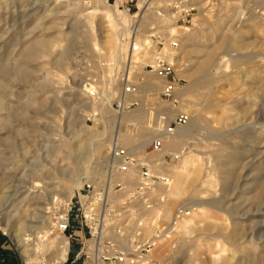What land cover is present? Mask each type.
Returning <instances> with one entry per match:
<instances>
[{"label": "rangeland", "instance_id": "1", "mask_svg": "<svg viewBox=\"0 0 264 264\" xmlns=\"http://www.w3.org/2000/svg\"><path fill=\"white\" fill-rule=\"evenodd\" d=\"M6 1L0 66L16 65L30 47L37 51L25 78L2 81L11 116L0 128V240L13 264H28L25 248L54 235L57 249L68 245L61 264H72L85 231H74L76 219L61 230L56 217L88 190L101 192L107 207L100 230L116 250L143 248L139 264H264V93L247 75L252 70L264 88V0ZM234 32L253 47L244 53L222 42ZM132 48L142 51L132 56ZM222 50L235 56L226 60ZM161 53L172 65L167 78L151 67ZM168 80L178 82L175 95L162 93ZM178 114L188 116L182 125L193 126L191 134L166 148L170 137L159 136L160 125L174 126ZM114 146L127 165L120 154L112 158ZM37 162L46 171L42 202L21 213L13 205L22 209L27 194L16 192ZM130 170L134 179L124 184ZM17 234L32 237L27 247ZM48 253H38L37 264H48L55 251Z\"/></svg>", "mask_w": 264, "mask_h": 264}, {"label": "bare ground", "instance_id": "2", "mask_svg": "<svg viewBox=\"0 0 264 264\" xmlns=\"http://www.w3.org/2000/svg\"><path fill=\"white\" fill-rule=\"evenodd\" d=\"M4 1V0H3ZM3 1L2 0H0V6L1 5H3ZM6 1V0H5ZM7 2V1H6ZM1 8V7H0ZM142 24H144V23H141V24H139L138 25V27L140 28L141 26H142ZM137 27V26H136ZM235 27V26H234ZM235 29H236V27H235ZM234 29V30H235ZM224 34V33H223ZM222 42L223 43H226V42H229L230 44H231V46H232V48L235 50V51H242L243 50V52H244V50H248V49H250V47L252 46L253 47V44H255V42H250V41H246L244 38H242V37H240L237 33H233L232 35H230V36H228L227 34L223 37V39H222ZM28 43V42H27ZM134 43V42H133ZM222 43V44H223ZM96 44V43H95ZM138 46V45H137ZM27 47H28V45H27ZM96 47H98L99 48V44H96ZM229 48V47H228ZM100 49V48H99ZM226 49V48H225ZM233 49H232V51H233ZM132 50H133V48H132ZM231 50V49H230ZM142 50H138V48L137 49H134L133 51H130V53H131V55L133 56V53L135 54V53H137V54H140V52H141ZM229 50H222V52L221 53H223V57H225V55H227V54H229V57H225V59L226 60H228V59H230V57H234L235 55H231L229 52H228ZM234 51V52H235ZM214 52V51H213ZM212 52V53H213ZM231 52V51H230ZM247 52H249V51H247ZM246 52V53H247ZM36 53H37V51H36V49H35V46L34 47H30L29 49H26V50H23L22 52H21V58H20V61L16 64V65H13V66H7V65H4V66H0V111H2V110H5L6 111V113H5V119L3 120V121H0V128L3 126V127H6V126H8L9 125V122H8V119H10V117L9 116H11V115H9V112H11V108H10V106H9V103L6 101V96H7V93H5L6 92V90H4V87H3V85H2V81H5V78H11L12 76H20V77H22V76H24V78H25V67H26V64L31 60V59H33L34 58V56L36 55ZM245 53V52H244ZM243 53V54H244ZM221 55V54H220ZM219 54L218 55H216L215 57H216V59L215 58H213L214 60H218V56H220ZM237 56H238V53L236 54ZM131 56V57H132ZM161 56V55H160ZM159 56V57H160ZM164 56H165V58L167 57L165 54H164ZM248 57V56H247ZM221 58V57H220ZM239 57H235V61H236V59H238ZM248 58H250V57H248ZM134 59V58H133ZM156 59V58H155ZM154 59V60H155ZM211 58H209V57H207L206 58V60H205V62H208L209 60H210ZM224 59V58H223ZM223 59H221V61L223 60ZM233 59V58H232ZM62 60H63V58L61 57L60 59H58L57 60V63L59 64V65H61L62 63ZM165 60H167V58L165 59ZM213 60V61H214ZM231 60V59H230ZM134 61V60H133ZM224 61V60H223ZM215 62V61H214ZM224 62H226L227 63V61H224ZM238 62V61H237ZM236 62V63H237ZM61 63V64H60ZM220 63V62H219ZM239 63V62H238ZM1 64V63H0ZM171 64V63H170ZM207 64V63H206ZM217 64V63H216ZM212 65H213V63H212ZM243 67V66H242ZM131 68V67H130ZM242 69V68H241ZM156 71V70H155ZM245 71V70H244ZM129 73H131V72H129ZM248 73L249 74H247L248 76H249V81H250V84H251V86L252 87H254V88H259L260 89V87H261V90H262V92L264 93V88L262 89V86H260V85H258V83H259V77H258V75L257 74H255L254 72H252V70L250 71H248ZM7 79V80H8ZM6 83V82H5ZM150 86H154V84H152V85H150ZM3 88V89H2ZM124 90V89H123ZM127 90V89H126ZM177 90H179V88H176L175 90H174V92H173V94L175 95V93L177 92ZM163 91V90H162ZM123 93H126V92H123ZM175 98V97H174ZM26 105H27V107H29V105L31 104V102H29V101H27L26 103H25ZM38 104V103H37ZM41 104H38V106L37 107H39ZM126 106V105H125ZM240 108V107H239ZM240 110L241 111H245V110H247V109H245V108H240ZM249 110V109H248ZM163 112H166L167 113V111H163ZM145 113V112H144ZM147 114V113H146ZM170 115V114H172V113H167V115ZM22 116L24 117L25 115L24 114H22ZM138 117H139V115H138ZM193 122V121H192ZM236 125V124H235ZM183 126V125H182ZM160 127H161V129H159L160 130V132H159V136L160 137H164V135L166 136V134H169V136L168 137H170V138H172V137H174L175 139L174 140H170V138H169V140L167 139L166 141H164L165 142V145H164V147H172V146H174V149H175V146H177L178 145V142H176V141H179L180 142V140H183V139H185L187 136H189L190 134H191V128L193 127H185V126H183V127H181V126H176L172 131H167V129H166V127L165 126H161L160 125ZM168 127V126H167ZM177 128V131L174 133V131H175V129ZM164 129V131H162ZM238 129H240V128H238ZM174 133V134H173ZM118 137V136H117ZM120 138V137H119ZM119 138H117V140H116V142H114V145H118L119 144ZM166 138V137H165ZM2 139H4V140H9V139H7V138H2ZM38 142V141H37ZM162 143V142H161ZM42 146H43V144H42ZM41 146V147H42ZM222 146V145H221ZM38 147H39V145H38ZM119 147L118 146H114V150L112 151V158L113 159H117V156L115 155V154H120V155H122L123 156V162L121 163V164H123V165H127V161H125L126 160V153L124 154V150L122 151L121 149H118ZM24 150H23V153H21V159L22 160H27V153L29 152V149L28 148H26L25 146H24V148H23ZM117 149H118V152H116L117 151ZM221 149V148H220ZM40 150H41V148H38L37 149V151L35 152V155L37 156V159H40V161H41V159H42V157H43V153H40ZM223 150V149H222ZM221 150V151H222ZM120 151H122V153H120ZM2 153V152H1ZM0 153V154H1ZM84 154V153H83ZM82 154V155H83ZM45 155V154H44ZM80 155V157H79V159H78V163L80 162V163H82L83 161H84V159H85V155ZM121 159V158H120ZM232 159H233V157H232ZM232 159H231V161H232ZM236 159L234 158V162H236L235 161ZM43 161V160H42ZM27 162V161H26ZM79 163V164H80ZM20 165V164H19ZM27 165V164H26ZM37 168H35V172L34 173H31L30 172V174H26V176H28V175H30V176H32L33 175V178L30 180V182L28 183V184H26V183H24V184H26V185H23V190H18V192H16V194L18 193V194H20V192L21 191H23L24 192V194L26 193L27 194V198H26V196H24V197H20L21 198V200L20 199H18V200H20L19 201V203L20 202H22V201H25L26 202V204L25 205H22V206H24L22 209L19 207L18 208V203H15V205H13V207H16L17 206V209H19L20 210V212L21 213H26V211H27V208H26V206H28L31 202H33V203H36V205L38 204L39 205V202L41 201V199L43 198V192H44V190H45V187H46V185L44 184V181L43 180H45L46 179V174H45V172H44V170H43V165H42V162H37V163H35L34 164ZM133 164H131V163H129L128 164V168H129V166H132ZM121 167H122V165H121ZM57 169V168H56ZM121 169V168H120ZM127 169V168H126ZM122 170V169H121ZM128 170V169H127ZM21 172V171H20ZM134 172V171H133ZM132 172V170H130V171H128V172H125V176H123L122 175V177H121V179H122V181H123V183L124 184H126V183H128L129 184V182L131 181V180H133L134 179V173ZM229 172V171H228ZM26 173H27V171H26ZM123 173V172H122ZM231 173V172H230ZM7 173H5V175H6ZM8 174H10L9 172H8ZM18 176V175H17ZM120 176H121V174H120ZM147 184V182H141L140 184ZM163 186L165 187V186H167V184L165 183V184H163ZM169 186V185H168ZM128 190V189H127ZM143 191V190H142ZM108 192L109 193H111L112 192V190L111 189H109L108 190ZM2 193H3V195H6V193H5V191L3 192L2 191ZM108 193V194H109ZM11 196V195H10ZM114 196V195H113ZM258 197H260V199H264V191H262L259 195H258ZM9 199H10V197H9ZM12 199V198H11ZM10 201V200H9ZM13 201H14V199H13ZM12 200H11V202H13ZM42 202V201H41ZM144 205H146V203L144 204ZM199 205H202V204H199ZM12 207V208H13ZM43 208V207H42ZM150 208H151V206H144V210H143V212H147V211H149L150 210ZM1 213V212H0ZM6 213H7V215H5L6 217H4V218H6L5 219V221H4V219H3V222L6 224V225H8V222H9V220H10V218H11V216H12V212H11V209L9 210H7L6 211ZM37 213V212H36ZM38 214V213H37ZM34 215H35V213H34ZM41 215V214H40ZM44 216V215H43ZM45 217V216H44ZM43 218V217H42ZM177 218V217H176ZM17 219V218H16ZM45 220H46V218H45ZM17 223H18V229L20 230V229H22L23 228V226H24V223H25V219H24V217L22 216V218H20L18 221H17ZM46 224H47V222H46ZM50 224V223H49ZM101 222H100V225H99V228H97V230H99L100 231V233H104L102 230H100V228H101ZM17 230V229H16ZM48 235V234H47ZM235 235H237V234H235ZM49 236H50V234H49ZM56 235H54V237H50V238H48L47 236V239H48V241H44V240H38V242L37 243H33L32 245H33V248H28L27 246H28V244H25L26 243V241H30V240H32V237H23L22 235H20V234H17V237H18V240H19V242L21 243V244H25L26 246L25 247H27V248H25V251H26V253H27V256H26V258H27V262H28V264H37L38 262H40V260H38V253L39 254H44L45 255V252L46 253H48L47 251H49V253L48 254H50V251L52 250H54L55 251V253L52 255V257L51 258H49V260L48 261H46V263H48V264H61L62 262H64L66 259V251H67V248H68V245H66L65 246V248L64 249H62V250H59V249H57V245H58V238L57 237H55ZM40 237V236H39ZM159 236H157V235H155L154 236V239L155 238H158ZM28 239V240H27ZM60 239H62V238H60ZM37 240V239H36ZM36 242V241H35ZM67 242V241H66ZM30 243V242H29ZM50 256V255H49Z\"/></svg>", "mask_w": 264, "mask_h": 264}, {"label": "built area", "instance_id": "3", "mask_svg": "<svg viewBox=\"0 0 264 264\" xmlns=\"http://www.w3.org/2000/svg\"><path fill=\"white\" fill-rule=\"evenodd\" d=\"M185 22L181 20L179 30H183ZM157 57L151 66L159 76L167 78L172 73V65L165 60L164 54ZM178 88V82L174 80L166 81L162 93L171 96L174 90ZM186 114H178L175 118L174 126L166 127L167 131H172L176 126H182L187 121ZM159 141L154 142L157 148ZM122 153V151H120ZM127 158V157H125ZM124 169V166H123ZM77 205L76 208H73ZM107 207L103 201V194L94 193L88 190L86 193L79 192L75 202H71L63 216L56 217V226L61 230H66L76 219L80 231H85L87 239L80 240L82 247L74 254L71 259L72 264H139L143 257V248L139 249L136 254L116 250L114 243L104 235L98 232L100 217ZM90 244V246H86Z\"/></svg>", "mask_w": 264, "mask_h": 264}, {"label": "trees", "instance_id": "4", "mask_svg": "<svg viewBox=\"0 0 264 264\" xmlns=\"http://www.w3.org/2000/svg\"><path fill=\"white\" fill-rule=\"evenodd\" d=\"M10 254L8 253V251L6 250V247L4 245V242L2 240H0V257H4L6 260L7 256H9ZM11 261V260H10ZM7 262V261H6ZM7 264V263H4ZM11 264H13V262L11 261Z\"/></svg>", "mask_w": 264, "mask_h": 264}, {"label": "crops", "instance_id": "5", "mask_svg": "<svg viewBox=\"0 0 264 264\" xmlns=\"http://www.w3.org/2000/svg\"><path fill=\"white\" fill-rule=\"evenodd\" d=\"M5 258L4 257H0V264H4V263H7L8 264V261L12 259L10 258V256H7V259L4 260ZM7 261V262H6ZM13 262V261H12Z\"/></svg>", "mask_w": 264, "mask_h": 264}]
</instances>
